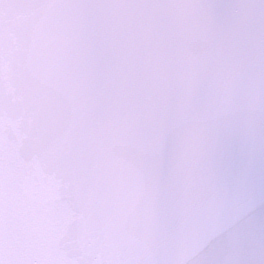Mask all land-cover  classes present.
I'll return each instance as SVG.
<instances>
[{
    "label": "snow or ice",
    "instance_id": "1",
    "mask_svg": "<svg viewBox=\"0 0 264 264\" xmlns=\"http://www.w3.org/2000/svg\"><path fill=\"white\" fill-rule=\"evenodd\" d=\"M0 264H264V0H0Z\"/></svg>",
    "mask_w": 264,
    "mask_h": 264
}]
</instances>
